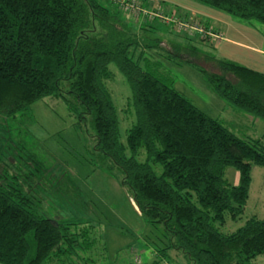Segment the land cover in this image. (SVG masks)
Listing matches in <instances>:
<instances>
[{"label": "trees", "instance_id": "16d2710c", "mask_svg": "<svg viewBox=\"0 0 264 264\" xmlns=\"http://www.w3.org/2000/svg\"><path fill=\"white\" fill-rule=\"evenodd\" d=\"M196 1L264 24V0ZM123 12L111 0L109 6L101 0H0V119L14 120L46 98L64 100L80 122L91 120L99 163L118 174L141 215L163 226L169 242L160 257L177 250L194 264H255L264 254V219L250 218L232 233L221 228L245 213L253 165L264 167V141L237 136L158 75L149 60L142 66L138 47H154L138 43ZM177 18L221 36L208 23ZM197 34L203 42L214 39ZM157 42L158 54L198 68L228 103L264 120V73L201 55L191 45L184 50ZM112 66L132 91L123 111L136 120L125 142L108 87ZM10 157L0 154V264H49L72 255L84 232L73 234L70 224L40 212L43 201L27 187L38 178L25 169L14 173ZM229 167L240 173L238 186L226 179Z\"/></svg>", "mask_w": 264, "mask_h": 264}, {"label": "rangeland", "instance_id": "374dc122", "mask_svg": "<svg viewBox=\"0 0 264 264\" xmlns=\"http://www.w3.org/2000/svg\"><path fill=\"white\" fill-rule=\"evenodd\" d=\"M137 1L149 12L195 19L220 31V41L203 42L196 32L180 31L159 18L152 21L121 13L129 30L138 36V43L154 47L145 52L138 47V57H145L142 66L146 67L149 60L158 75L171 80L178 92L237 136L264 141V120L228 103L198 68L155 50L157 40L176 43L184 50L191 45L201 55L264 73V24L244 20L196 0ZM101 2L109 6V0ZM111 68L114 79L108 82V87L120 112L125 142L127 130L136 120L134 113L123 111L132 91L117 67ZM0 137L3 145L0 154L11 155L12 171L17 174L25 169L26 175L33 174L41 181L37 180L38 185L27 183L30 193L43 201L40 212L61 225L70 224L73 234L84 232L72 255L66 253L49 264H194L177 250H170L165 258L159 256L169 242L163 226L153 225L141 215L121 186L118 174H111L99 163L91 120L80 122L64 100L46 98L14 120L0 119ZM155 169L158 174L162 173L161 167ZM251 176L245 213L237 221L228 220L221 228L224 233L237 231L250 218L264 219V167L253 165ZM226 179L238 186L239 171L229 167ZM255 264H264V254L257 257Z\"/></svg>", "mask_w": 264, "mask_h": 264}, {"label": "built area", "instance_id": "2783aa9c", "mask_svg": "<svg viewBox=\"0 0 264 264\" xmlns=\"http://www.w3.org/2000/svg\"><path fill=\"white\" fill-rule=\"evenodd\" d=\"M111 1L116 6H118L121 10H123L125 13H131L138 17L148 18L150 20L159 18L161 20H164L168 24H176L177 26H179L180 29H183L185 31H194L200 34H204L218 41L222 39L220 35H215L212 32L206 31L204 28H202L198 24L186 23V22L180 21L178 18L168 17L158 12H149L143 9L139 5V2L137 0H111Z\"/></svg>", "mask_w": 264, "mask_h": 264}, {"label": "crops", "instance_id": "0c3cea01", "mask_svg": "<svg viewBox=\"0 0 264 264\" xmlns=\"http://www.w3.org/2000/svg\"><path fill=\"white\" fill-rule=\"evenodd\" d=\"M153 1H164L165 3L167 2V0H153ZM169 3V2H167Z\"/></svg>", "mask_w": 264, "mask_h": 264}]
</instances>
